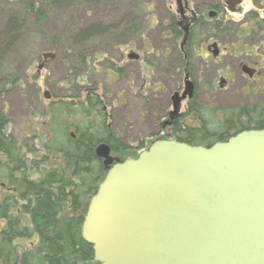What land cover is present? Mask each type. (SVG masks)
I'll list each match as a JSON object with an SVG mask.
<instances>
[{
  "label": "trees",
  "instance_id": "16d2710c",
  "mask_svg": "<svg viewBox=\"0 0 264 264\" xmlns=\"http://www.w3.org/2000/svg\"><path fill=\"white\" fill-rule=\"evenodd\" d=\"M146 1L149 0H0V8L5 6L0 9V189L6 187V191L0 190V219L5 221L0 227V264H100L95 259L92 244L86 242L81 233L90 199L108 171L95 148L106 142L123 160L136 157L140 152L123 156L132 147L120 140L105 119H89L96 109L88 98L90 102L84 100L80 104L82 121L76 138L68 134L66 128L58 126L61 119L51 107L55 123H51V135L42 144L46 155L38 159L39 149L23 147L10 130L12 119L4 98L13 91H20L25 83L21 73H26L35 60L26 57L19 64L15 52L30 30H35L42 38L44 49L54 46L56 36L45 31V22L61 11L90 9L97 21L89 25L83 23L70 34V48L74 53L72 61L76 64L80 58L75 53L78 46L84 51L96 38L121 44L141 37L146 28L143 21V15L148 11ZM210 8L217 9L219 14L222 11L217 5H210ZM250 15L252 17L246 24L240 26L232 20H206L200 11L187 41L188 55L196 43L193 37L196 28L200 29V34H211L225 43L254 40L264 50V18L256 10H251ZM168 20L174 39L181 37L183 32L176 16L171 14ZM111 44L103 48L110 50ZM81 56L80 62L86 65L87 56ZM62 105L65 111L71 108V104ZM263 117L256 125L246 124L237 131L264 128ZM233 122L234 117H228L218 130L205 126L188 128L185 137L179 136V130H176L173 137L159 139L209 147L231 136L226 135ZM150 145L141 143L138 150Z\"/></svg>",
  "mask_w": 264,
  "mask_h": 264
},
{
  "label": "water",
  "instance_id": "95a60500",
  "mask_svg": "<svg viewBox=\"0 0 264 264\" xmlns=\"http://www.w3.org/2000/svg\"><path fill=\"white\" fill-rule=\"evenodd\" d=\"M242 1L225 0L226 9L241 12ZM179 12L184 48L197 17L182 6ZM211 46L218 55L217 42ZM194 94L187 76L182 95H173V113ZM95 153L108 171L81 233L100 264H264V128L209 147L159 139L125 160L106 142Z\"/></svg>",
  "mask_w": 264,
  "mask_h": 264
},
{
  "label": "rangeland",
  "instance_id": "374dc122",
  "mask_svg": "<svg viewBox=\"0 0 264 264\" xmlns=\"http://www.w3.org/2000/svg\"><path fill=\"white\" fill-rule=\"evenodd\" d=\"M224 1L190 0V6H197L199 14L202 11L205 19L210 20L208 16V11L212 9L210 5H217L218 7H222V11L217 17L218 19L232 20L240 26L245 25L252 17L250 15L251 10L258 11L260 17L264 18V0H243L240 5L242 7L241 12L225 11ZM146 3L148 4V11L143 15L144 26L146 28L141 37L121 44L102 42L96 38V40L88 44V47H85L84 51L79 49L80 46H78L79 48L75 53L76 55L79 54L80 58H78L76 64L72 61V55L74 53L70 48V44L72 43L70 41V34L72 29H76L83 23L89 25L91 22L97 21L96 15L92 10L87 9L85 11L84 9H76L69 12L61 11L47 20L45 22V31L56 36V40L54 41L56 43L50 48L46 47L44 49L41 46L42 38L38 37V33L35 30H30L24 36L23 42L15 52V60L19 64H22L26 57L35 60L28 67L26 73L24 71L21 73L25 83L22 84L20 91H13L8 96H5L4 99L5 106L12 119L10 124L11 132L19 138L23 147L35 146L39 149V154L36 156L38 159L42 155H46L43 151L42 144L51 135V123H49L48 118L49 112L52 109V99H64L65 101L72 102L73 96L77 97L78 95L84 99L87 93L93 91L95 88L100 95H103L104 92L109 93L105 98V103L108 105V110L112 113L113 119L107 120L108 127L114 128L117 135L120 136V139L125 141L127 143H125L126 145L132 147L123 156L130 155L131 153V156H133V153L137 154V152L142 150H138L141 143L149 145L152 141L162 136L173 137V133L170 134L167 132H161V135H158L157 133L159 131L157 128L152 129L149 125H142L137 122L138 118H144L140 113L148 109L140 99L133 97V93L141 88L143 81L133 71L129 73L125 68L122 74L116 72L127 62L126 54L123 56L122 52H129V47L131 46L144 47L145 50H152L155 46V51L158 52L159 50L160 52L164 49L163 43L168 41L171 46H176V52H179L182 37L177 39H174V37L167 38L169 15H175L177 22H181L179 27L182 31L185 25L184 19L178 11L179 6L177 0H149ZM188 15L190 16V14ZM193 37L196 40L194 44L195 55L187 58L188 63L186 66H189L194 79L200 84L201 91H199V95L202 100L208 105L213 103L215 107V109H211L210 107L205 109V127L211 130H218L226 118L234 117L232 128L226 135L228 136L242 127L238 121L239 119H242L243 125H256V122L261 116H264L261 115V112L264 111V76L256 77V82L253 79H244L241 75L239 62L244 61L245 63H250L254 60H261L259 68L262 71V75H264V50L256 41L249 39H241L227 43L223 42L222 45L226 47V50L222 48L220 59H216V62H210V59H213V55L208 53L206 44L207 42H212L215 37L211 34H200L199 28H196ZM110 44V50L103 48V46H109ZM44 52L55 53L56 57L48 60L43 65L42 53ZM80 53L87 56L88 63L86 65L80 62L82 58V54ZM177 53H174L173 56ZM198 54L203 55V58ZM162 59L163 61L161 62V58L158 59L151 55V61L149 62L161 64V66L169 65L170 63L171 65L176 64L177 67L179 66L173 58L171 61L168 58ZM185 63L186 60L181 64L185 65ZM135 67L136 63H134V67H130V70H135ZM143 68L144 75L148 74L149 68L146 64H144ZM108 71L110 72L108 73ZM150 74H152V71ZM221 76L226 77L229 83H223V86L225 85L227 87L219 91ZM152 78L153 76L146 77L147 84L144 87L145 91H148L151 87ZM156 78L160 80L156 84V87L164 88L165 92H171L181 82L180 74H174V79H169L167 76L159 77L158 72ZM71 81H74L73 85ZM44 92H49L53 95V98H45ZM126 99L129 100L128 106L122 104ZM245 108H248L249 111L242 110ZM217 110L220 113L219 116L216 114ZM64 113L67 114L66 118L70 117V120L64 121L61 119L60 125L58 126L61 128L62 125V129L66 128L69 134L74 131V123L76 124L78 121L75 119L71 120L73 111L69 110L68 112L66 109V111L62 112V114ZM127 117L132 122H128ZM235 121H237V126L235 125ZM80 124L81 122H79L78 126ZM67 125H70L72 128L68 129L66 127ZM149 135L150 137H148ZM180 135L183 134L180 133ZM2 191H6V187ZM4 224L5 221L0 219V227Z\"/></svg>",
  "mask_w": 264,
  "mask_h": 264
},
{
  "label": "flooded vegetation",
  "instance_id": "af4514ba",
  "mask_svg": "<svg viewBox=\"0 0 264 264\" xmlns=\"http://www.w3.org/2000/svg\"><path fill=\"white\" fill-rule=\"evenodd\" d=\"M177 3H178V6H182L184 8L186 15H188V14L191 15L192 10H194L197 17L199 16V10H198L197 6L191 7L190 6V0H182L181 3H179V0H177ZM224 10L226 11V6H224ZM218 16H219V13L217 14L216 18ZM219 20H223V19H219ZM179 24H180V22H179ZM167 31H168V37L167 38H172L173 33H172L171 29L169 28V24L167 26ZM125 42H127V41H125ZM125 42H123V43H125ZM215 42H217L218 47L220 49L219 54L216 56L214 55V47L211 46ZM222 43H223L222 41H220L219 39H216V38L215 39L213 38L212 42H207L206 49H207L209 54L213 55V59H210V62H216L217 61L216 59H218V58L220 59V56L222 54V48L224 50H226V47H224L222 45ZM186 45L184 46V48H182L180 46L178 53L176 52L177 51L176 46H174V45L171 46L168 43V41L166 43H163L164 49H162L160 52H159V50H158V52L155 51L156 50L155 46L153 47L152 50H145L144 47L139 48V47L131 46V47H129L130 48L129 52H126V53L122 52L123 56H124V54H126L127 62L125 63L124 66H121L116 71L117 73L122 74L123 70L125 68L129 73H131L133 71L134 74L137 77H139V79H141L143 81L141 88L133 93V97L140 99V101H142V103L145 104L146 108H148V109H145L140 113L141 115L144 116V118L143 119L138 118L137 122L139 124H142V125H149V127L152 129L157 128L159 131V133H157L158 135L159 134L161 135V132H167V133L172 134L176 130H179L178 131L179 133H177V134H179V136H181V137H185L186 130L188 128H197V127L201 128V127L205 126V124H204L205 119H206L204 117L206 115L205 109H207L208 107H210L211 109H215V107L213 106V103L208 105L207 103H205V101L202 100L201 96L199 95V91H201L200 84L196 79H194L193 73H191L189 66L188 65L186 66L187 62L185 63V65L181 64L185 60L187 61V58L189 57L188 53L186 52ZM174 53H177V54L175 56H173ZM151 55H153L154 57H157L158 59L161 58V62L163 61L162 58H168L169 61H171V59L173 58L177 62V64H179V66L177 67L176 64L171 65V63L169 65L161 66V64L159 65V64H155L153 62H149V61H151L150 60ZM193 55H195V45H194L193 50L191 51L190 56H193ZM198 55H201V54H198ZM201 57L203 58V55H201ZM43 61H44V63H43V65H44L47 62V60H43ZM260 61L261 60H254V61H251L250 63H245L244 61H240L239 66H240L242 77L244 79H249V80L253 79L254 82H256V79H255L256 77L264 76V75H262V71H260V68H259V66L261 64ZM140 62H142V64H140ZM134 63H136L135 70H133V69L130 70V67H134ZM144 64H146L147 67L149 68L148 74H145V75H144L145 72H144V68H143ZM245 66H248L249 69H251L254 72V74L252 76H250L249 74H247L245 72V70H244ZM114 70H116V69H114ZM151 71H152V74H150ZM109 72L110 71H108V73ZM158 72H159V77L160 76H167L169 79H174V74H180L181 82L178 86L174 87L171 92H165L164 88L159 87V86L156 87V84H158V81H160L159 79L157 80V78H156ZM113 75H115V73H113ZM150 76H153L152 81H151V87L148 89V91H145L144 87L147 84L146 77H150ZM187 76H189V79L194 81L195 94L192 98H189V97L184 98L181 102L180 110L178 112L173 113V110H174L173 95L175 93H179L180 95H182L184 88H185V82H186ZM220 78H221V81H224L225 84L229 83L228 79L226 77L221 76ZM225 87H227V86H225V85H224V87L220 86L219 91L224 90ZM164 93H165V95L163 96ZM108 94L109 93L104 92L103 95H100L99 92H97V89L95 88V89H93V91L88 92L87 96L84 97V99H82L80 95H78L77 97L73 96L72 102L65 101L64 99H61V100H56V99L53 100L52 99L51 107L56 109V111H57L56 113L59 115L58 117L60 119H63L64 121H69L70 117L66 118L67 114L64 113L65 116H64V114H62V112L65 111L64 106L62 104H64V103L71 104L70 109H72L71 111H73V114L71 116V120L75 119L76 121H78V123H76V124L74 123L75 129L73 132H70V135H72L73 138H76L77 137L76 131H78V128H79L78 124H79V122H81V111H80L81 106H80V104L82 101L85 100V103L86 102L88 103V102H90L89 99L91 98L93 105L96 109L95 112L92 113L91 116L89 117L90 120H96L99 118H100V120L105 119L106 124H107V120L113 119L112 113H110V111L108 110V105L105 103V98L108 96ZM128 94H129V92H128ZM44 97L51 99V98H53V95H51L49 92H44ZM250 102H251V99H250ZM122 104L125 106H128L129 100L126 99V101H124ZM69 110H68V112H69ZM216 114L219 116L220 113L218 110L216 111ZM261 115H264V111L261 112ZM127 120H128V122H132L129 117H127ZM48 121H49V123H53V122L55 123L54 115L51 113V111L49 112ZM238 121H239V123H241V126H246V125H243L242 119H239ZM70 125H67L66 127L68 129L72 128ZM235 125L236 126L238 125L237 121H235ZM61 128H63L62 125H61ZM180 133L183 135H180ZM230 135H232V133ZM148 137H150V135ZM151 137H153V136H151ZM119 138H120V136H119ZM123 142H124V144L126 143L125 141H123Z\"/></svg>",
  "mask_w": 264,
  "mask_h": 264
}]
</instances>
